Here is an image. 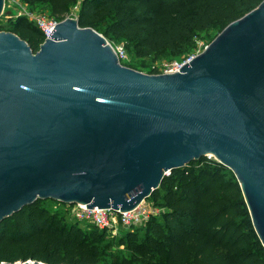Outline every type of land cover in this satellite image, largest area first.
<instances>
[{"label": "water", "instance_id": "95a60500", "mask_svg": "<svg viewBox=\"0 0 264 264\" xmlns=\"http://www.w3.org/2000/svg\"><path fill=\"white\" fill-rule=\"evenodd\" d=\"M49 37L0 32V224L37 200L132 211L213 155L264 246V1L174 74L124 66L77 19Z\"/></svg>", "mask_w": 264, "mask_h": 264}, {"label": "trees", "instance_id": "16d2710c", "mask_svg": "<svg viewBox=\"0 0 264 264\" xmlns=\"http://www.w3.org/2000/svg\"><path fill=\"white\" fill-rule=\"evenodd\" d=\"M24 1L47 5L59 21L80 4L81 28H92L110 43L125 42L127 51L144 61L187 59L200 34L221 33L264 0ZM8 23L9 32L39 51L45 36L34 22L19 17ZM148 199L165 212L122 234L121 253L109 252L106 230L92 224L84 230L68 223L66 212L47 207L56 201L37 200L0 224V264H264V246L239 182L223 164L203 157L174 170Z\"/></svg>", "mask_w": 264, "mask_h": 264}, {"label": "built area", "instance_id": "2783aa9c", "mask_svg": "<svg viewBox=\"0 0 264 264\" xmlns=\"http://www.w3.org/2000/svg\"><path fill=\"white\" fill-rule=\"evenodd\" d=\"M27 19L34 22L45 36V40L49 37L56 25L59 23L53 18L42 12H31L27 15ZM110 44V43H109ZM114 50L119 58V61L125 62L127 59L126 50L124 47H114ZM194 57V56H193ZM193 57L184 60H175L164 65L158 74H174L179 72L184 65L189 63ZM208 159L215 160L213 155H208ZM169 175V174H168ZM71 216L80 222L92 224L101 230H111L115 233L120 228L127 230H135L147 225V223L154 217L161 216L165 210L157 206L149 199L143 201L138 207L132 211L121 212L113 209H90L87 205L71 204L67 205Z\"/></svg>", "mask_w": 264, "mask_h": 264}, {"label": "rangeland", "instance_id": "374dc122", "mask_svg": "<svg viewBox=\"0 0 264 264\" xmlns=\"http://www.w3.org/2000/svg\"><path fill=\"white\" fill-rule=\"evenodd\" d=\"M80 4L75 5L74 7L71 8L69 13H66L62 16L63 20L71 18V19H77L78 15V10H79ZM31 12H42L53 18L57 22L59 21V17H56L51 14L49 8L47 5L44 4H34L31 5L24 0H5V8H4V13L2 17L0 18V32H9L11 29V26L9 25V20H16L19 17H27L28 14ZM220 33H217L214 30L205 32L200 34L197 37L196 40V46L192 48L191 52L189 55H187L186 58H190L193 56H197L203 52V50L208 47L219 35ZM110 43V41H108ZM114 47H124L126 50L127 54V59L126 63L131 64L134 68L137 67L138 69H144V73H147V70H150L152 68L157 69L160 73L161 69L164 67V65L171 63L175 60H179L180 58H160L158 60H154L152 58L146 59L144 61L136 60V58L133 57L132 53L127 51L126 43L125 42H114L110 43ZM184 57V56H183ZM149 74V73H147ZM158 74V73H157ZM218 162V161H217ZM47 207L53 211V212H58V213H65L66 214V219L68 223H73L78 226H80L82 229L87 230L89 228L87 223L84 222H78L76 218L71 216L69 212V208L67 207L66 204H61L58 202H49L47 204ZM162 208V207H161ZM164 209V208H163ZM165 210V209H164ZM163 215V214H162ZM159 216V218L162 217ZM126 231H128L126 228H120L117 230L115 233H113L111 230H107V237L108 241L105 243H110L111 248L109 249V252H119L121 253L124 248L120 247L118 245V240L119 237L124 234Z\"/></svg>", "mask_w": 264, "mask_h": 264}]
</instances>
